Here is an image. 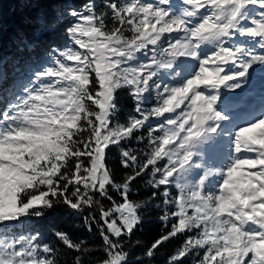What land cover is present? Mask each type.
<instances>
[{"label": "snow or ice", "instance_id": "1", "mask_svg": "<svg viewBox=\"0 0 264 264\" xmlns=\"http://www.w3.org/2000/svg\"><path fill=\"white\" fill-rule=\"evenodd\" d=\"M181 3L183 6L176 12L172 0L123 3L110 0L105 5L111 15L108 27L105 20L109 13L97 15L95 0H88L83 12L72 13L79 22L69 32L89 53L83 58L79 53H63L69 60L80 61L82 67L72 69L58 62V69L50 67L38 74L41 80L54 76L71 79L73 84L68 89H60L59 83L55 85L63 91L66 101L50 91L52 85L42 84L26 89V98L9 104L2 113L0 225L21 216H40L61 204L81 216L89 232L95 225L102 245L89 247V241L63 229L52 232L55 238L52 244L42 243V233L36 231L0 244V264H60L57 259L60 253L71 256L70 264H128L132 257L125 250L128 246L124 241L134 234L142 219L137 214L141 205L130 199V193L134 182L146 174L149 166L153 177L150 183L157 189L165 187L161 193L165 206L174 204L179 209L166 211L161 219L176 217L178 224L174 223L167 235L144 246L141 255L135 258L137 264H152L159 247L185 231L195 235L189 236L168 264H182L181 258L200 249L204 255L197 264H264V118L234 130L228 145V162L213 167L224 158L222 146L216 143L226 119L215 107L218 95L192 89L194 94L186 96L197 82L218 89L211 79H201L209 59L230 61L231 66L241 68L232 76L219 79V84L231 88L239 87L234 77H245L252 63H264V55L226 43L228 38L238 36L259 38L260 49L264 51V0H181ZM249 5L260 9L258 18L246 15ZM82 23L89 27L83 28ZM125 32H131V37ZM78 33L88 37L89 42L79 38ZM166 33L169 45L162 48ZM204 41L212 42L218 50L212 57L201 59L198 48ZM138 53H143L148 62L126 66L136 60ZM177 55L191 56L199 62L200 72H195V79L185 84L183 71L175 73L179 86L155 83L161 69L174 71ZM225 66L230 71L227 64L211 65L217 73ZM74 71L82 75L73 76ZM153 87L156 106L145 110L143 105ZM121 89L131 91L138 116L131 117L127 124L113 125L120 110ZM185 99L191 100L189 107L197 105V101L200 104L194 112H182L176 119H167L170 130L166 131L165 124H161L162 136L154 135L156 129L149 128L152 151L146 163L138 164L131 151H122L120 164L131 171L117 182V175L106 167L110 146L132 137L151 118L173 112ZM41 101L47 103L41 107L38 103ZM176 136L179 140L173 144ZM194 157L202 162L197 163ZM164 158L167 164L159 167L158 162ZM196 169L202 174L191 184L189 196V186L181 181ZM174 182L179 189L177 197L167 190ZM210 186L214 190L209 191ZM116 192L120 194L119 201L113 200ZM104 200L111 201L112 206L105 208ZM57 243L60 249L55 247ZM97 252L103 255L96 257Z\"/></svg>", "mask_w": 264, "mask_h": 264}, {"label": "trees", "instance_id": "2", "mask_svg": "<svg viewBox=\"0 0 264 264\" xmlns=\"http://www.w3.org/2000/svg\"><path fill=\"white\" fill-rule=\"evenodd\" d=\"M87 2L88 0H0V77H2L0 79V118H2V113L7 110L9 104L17 103L19 100L26 98V89L39 88L42 84L52 85L50 91L58 93L57 98L66 101L67 97L60 89H68L72 86L73 81L71 79L65 80L62 77L54 76L51 79L45 77L41 80L38 74L43 73L50 67L58 69V62L64 63L66 67L72 69H76L78 66L82 67L80 61L69 60L63 53L69 55L79 53L81 58L89 53V49L81 48L69 32V29L79 22L72 13L74 11L83 12V5ZM108 2L110 0H95L97 15L108 12L109 16L105 20V24L111 27L110 10L105 7ZM121 2L123 3L124 0H121ZM177 2L182 4L181 0H172V8L176 12H178L175 4ZM200 11L205 10L201 9ZM258 11L260 9L256 6L249 5L245 13L246 15H256L258 18ZM81 26L85 29L89 27L87 23H82ZM125 35L131 37L132 33L125 32ZM77 36L89 42L88 37L80 36L79 33ZM162 41L160 47L167 48L169 34H164ZM171 42L175 43V39H172ZM151 47L150 45L149 48ZM185 59V55H177L176 62L173 64L174 71L161 69L155 83L176 86L175 68H178V65ZM147 62L148 60L144 57V54L138 53L136 60L130 61L126 66L136 67ZM72 75L79 76L82 73L74 71ZM89 75L94 76V73H89ZM57 83H59L60 89L55 86ZM41 95H44V93H41ZM184 102L181 104L184 105ZM38 103L43 107L47 102L41 101ZM172 103L174 105V101ZM119 104L120 110L117 112L113 125L117 123L127 124L131 117L138 116L130 90L121 89ZM48 106L51 107L52 105L49 104ZM155 106L156 91L153 87L151 95L143 107L145 110H149ZM168 116L169 113H165L162 118H151L132 137L121 141L119 145L110 146L111 151L107 153L106 167L112 169L117 175V182H120L122 177L131 171L130 169H124L120 164L122 151H131L133 155L137 156L138 164L146 163L147 155L152 151V146L149 143V128L156 129L154 135L162 136L164 133L159 131L160 125H166ZM138 137H143V140L138 139ZM176 142L177 140L172 141L173 144ZM24 159H28L27 154H25ZM165 164H167V158L158 162L159 167H163ZM199 173L200 170L196 169L190 173V176L195 177ZM152 179L151 166H149L146 174L134 182L130 193V199L141 205V208L137 210V214L142 219L138 222L134 234L130 238L126 237L124 241L128 246L125 250L132 257L128 264H137L135 258L141 255L144 246L155 242L162 235H167L172 230V225L174 223L178 224L176 217H171L168 221L161 219L166 211L172 213L177 212L179 209L174 204L165 206L164 197L161 195L165 191V187L155 188L150 183ZM181 183L186 185L183 181ZM167 190L171 192L172 197L179 195V189L175 187V182ZM188 195H191L189 189ZM119 199L120 194L118 192L113 193V200L119 201ZM102 203L105 208L112 206L111 201L104 200ZM188 211L191 213L192 209L190 208ZM102 223L103 221H101ZM61 229L78 236L80 239L89 241V247L99 248L102 245V239L95 230L96 226L93 225L94 230L89 232L83 223V218L77 215L72 208L61 204H57L55 210L47 209L40 216H21L19 219L7 221L5 224L0 225V234L4 235L7 241L10 242L20 236H28L39 231L43 236L42 243L52 244L55 241L52 232ZM191 235H195V233L178 232L174 237L164 242L163 246L159 247L158 255L152 264H168L170 257L176 254ZM55 247L57 249L61 248L58 243L55 244ZM102 255L101 252L96 253V257ZM203 255V249L194 251L192 254L181 258L182 264H197L198 259L202 258ZM57 259L60 264H70L71 256L60 253Z\"/></svg>", "mask_w": 264, "mask_h": 264}, {"label": "rangeland", "instance_id": "3", "mask_svg": "<svg viewBox=\"0 0 264 264\" xmlns=\"http://www.w3.org/2000/svg\"><path fill=\"white\" fill-rule=\"evenodd\" d=\"M176 9L179 10L183 6L179 2L175 3ZM251 26V25H250ZM257 40L252 39L248 36H238L236 38H228L226 43L229 46L240 45L246 47L247 50H251L255 55H264V51L260 49V45ZM218 49L212 42L204 41L199 45L198 54L201 56V59H206L207 57H212L213 52ZM183 51V49H181ZM213 64H222L229 65L230 71L227 70V66L224 67V70L219 73L215 72L211 65ZM231 62L217 60H207L205 67L206 72L201 73V79L209 78L212 82L218 84V89H213L207 83L197 82L191 86V88L186 93V96L191 97L194 93L192 89L197 91L204 90V94L208 95L209 92H216L218 95L217 104L215 105L217 111L221 112L226 119L224 120L221 129L220 135L217 137L216 143L222 146V151L224 153V158L213 165V167H219L221 164H226L228 162L227 157L230 155L228 145L231 140V135L234 130H238L241 127H246L252 123H255L257 120L264 118V63L256 62L252 63L247 70L245 77H234V82L239 83V87L231 88L225 86V84H219V79L224 75L232 76L234 72L240 71L241 68L233 67L230 65ZM192 71L191 75H188L187 72ZM175 73L185 72L184 83H187L189 79H195V72H200L199 62L195 60L194 57L186 56L185 61L178 65V68H175ZM176 78V76H175ZM228 83V82H225ZM176 86H179L178 83ZM184 105L179 104L178 107L171 113H169L168 119H176L182 112H194L196 107L199 106L200 102L197 101V105H191V100L185 99ZM177 103L174 100V105ZM165 130H170L171 126L165 125ZM227 133V135H225ZM179 140V136L173 137L172 141ZM196 158V157H194ZM197 163H201L200 158H196ZM203 162L206 163V157ZM201 170H200V173ZM198 174V175H199ZM198 175L195 177L188 175L185 180H182L189 186L191 192V184L195 182L198 178ZM215 183V180H213ZM214 190L211 186L209 191ZM7 239L4 235L0 234V244L7 243Z\"/></svg>", "mask_w": 264, "mask_h": 264}]
</instances>
